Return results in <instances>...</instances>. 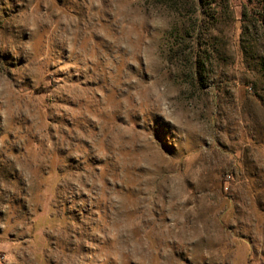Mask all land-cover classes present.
I'll return each mask as SVG.
<instances>
[{"label":"rangeland","instance_id":"obj_1","mask_svg":"<svg viewBox=\"0 0 264 264\" xmlns=\"http://www.w3.org/2000/svg\"><path fill=\"white\" fill-rule=\"evenodd\" d=\"M224 4L196 83L191 9L0 0V264H264V0Z\"/></svg>","mask_w":264,"mask_h":264},{"label":"trees","instance_id":"obj_2","mask_svg":"<svg viewBox=\"0 0 264 264\" xmlns=\"http://www.w3.org/2000/svg\"><path fill=\"white\" fill-rule=\"evenodd\" d=\"M156 3L164 5L167 8L175 9L178 12L182 10L191 9L192 13L196 15L195 18L183 20L180 27L175 30V40L173 43L172 53L174 57L176 56L178 60H184L186 63H190V68L192 69L193 78L196 83L201 82L204 78L210 77L209 68L213 64L212 60H217L215 51L219 49L216 41L211 44L202 43L201 39L203 37L204 30L207 25H215L208 20V16H205V8L212 6L218 9H222L225 2L228 0H154ZM202 14L204 15L203 17ZM218 15L211 16V18L218 22L222 17V12H218ZM230 17V16H229ZM227 16V18H229ZM243 18V37L246 35L248 30L253 26L254 21L246 10L242 12ZM197 29H200L197 31ZM184 42H188V46L184 48ZM179 47V48H177ZM250 46L243 44L244 49H248ZM214 48V50L212 49Z\"/></svg>","mask_w":264,"mask_h":264}]
</instances>
